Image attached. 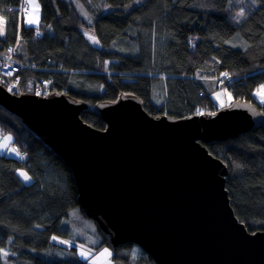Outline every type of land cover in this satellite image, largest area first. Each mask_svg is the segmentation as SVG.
<instances>
[{"label": "trees", "instance_id": "trees-1", "mask_svg": "<svg viewBox=\"0 0 264 264\" xmlns=\"http://www.w3.org/2000/svg\"><path fill=\"white\" fill-rule=\"evenodd\" d=\"M38 2L39 24L25 28L20 0H0V55L17 42L12 58L18 65L3 80L16 82V91L36 93L40 87L41 95L68 93L88 103L81 118L103 128L93 104L115 100L121 92L137 95L150 114L213 112L218 108L205 82L226 72L233 81H211L214 87L221 85L233 100L264 112V0ZM105 5L110 6L106 11ZM82 28H90L100 46ZM141 34L149 43L152 36L153 47H143ZM125 40L134 48H115ZM0 130L11 135L21 153L19 158L0 153V264H88L61 226L70 210L80 209L69 166L1 106ZM206 147L227 166L226 189L236 217L251 232L263 230L264 127ZM17 168L30 174V183L21 180ZM94 223L92 246L95 251L108 246L114 264H154L136 244L113 246ZM53 235L66 237L69 246L53 241ZM135 250L144 257L137 258Z\"/></svg>", "mask_w": 264, "mask_h": 264}, {"label": "water", "instance_id": "water-1", "mask_svg": "<svg viewBox=\"0 0 264 264\" xmlns=\"http://www.w3.org/2000/svg\"><path fill=\"white\" fill-rule=\"evenodd\" d=\"M0 106L69 166L82 214L113 246L138 245L154 264H264V229L249 231L226 189L228 169L206 145L264 127V112L233 100L210 113L150 114L132 93L88 103L62 91L14 94Z\"/></svg>", "mask_w": 264, "mask_h": 264}, {"label": "rangeland", "instance_id": "rangeland-1", "mask_svg": "<svg viewBox=\"0 0 264 264\" xmlns=\"http://www.w3.org/2000/svg\"><path fill=\"white\" fill-rule=\"evenodd\" d=\"M25 1L27 2L29 8L23 16V22L24 24H26L28 21H33L32 26H37L39 24L41 14L39 2L38 0ZM139 1L140 0H136V3H138ZM109 8V5H105V11ZM101 9H104L103 4L101 6ZM2 26L3 19L0 17V29L2 28ZM82 31L93 45L100 46L98 38L90 28H82ZM148 38L149 37H146L144 34H141V42L143 43V47H145V43L149 44V47H153L154 42L152 36L150 37V43L148 42ZM116 47H118L119 49H132L134 48V45L131 41L125 40L122 44L115 45V48ZM205 85L218 109L226 107L233 102L232 94L227 88L222 87L221 85L220 87L216 88L211 81H206ZM9 137H11L10 134L0 130V153H4L13 158H19L21 156V153L12 144V140L6 139ZM16 153H19V155H17ZM17 173L24 183L31 182V176L25 169L17 168ZM21 173H26L29 177V180L25 181ZM61 226L65 229H68L70 231V236L72 238H75L73 242L79 246V248L77 249V254L79 257L86 258L88 264H114L112 260V251L108 246L103 245L97 251H95L96 249L92 246L95 242V239L92 235L93 233L91 232L96 233L97 227L95 223L91 221V219H87V217H84L80 209L70 210L68 213V218H65L62 221ZM77 238L82 240H78ZM51 239L61 245L69 246V244L64 241V239L66 240V237L53 235ZM135 254L137 258L144 257V255L139 250H135Z\"/></svg>", "mask_w": 264, "mask_h": 264}, {"label": "built area", "instance_id": "built-area-1", "mask_svg": "<svg viewBox=\"0 0 264 264\" xmlns=\"http://www.w3.org/2000/svg\"><path fill=\"white\" fill-rule=\"evenodd\" d=\"M28 4L25 0H21L20 4H19V16L23 17L24 14L27 12L28 10ZM18 70V65L15 64L13 61H10L6 58L4 59H0V78L4 75H6L7 77H12ZM214 79L218 82V83H224V82H232L233 78L229 76L228 73L224 72L223 74H221L220 76H216L214 77Z\"/></svg>", "mask_w": 264, "mask_h": 264}, {"label": "bare ground", "instance_id": "bare-ground-1", "mask_svg": "<svg viewBox=\"0 0 264 264\" xmlns=\"http://www.w3.org/2000/svg\"><path fill=\"white\" fill-rule=\"evenodd\" d=\"M16 45H17V42H15L14 44H12V46H10V49H9V53L8 54H6V55H4V54H2V55H0V59H4V58H6V59H8V60H10V61H13L14 62V59L12 58V55L14 54V52H15V48H16ZM4 76H6V75H4ZM7 78H9V77H3L2 79H1V86H3L8 92H10V93H14V94H20V93H22V92H28V91H16V85H17V83L16 82H12V83H10L9 82V80H8V82H4V80L3 79H7ZM211 81L212 82H214V83H216L217 85L219 84L215 79H214V77H211ZM35 91H36V93L35 94H38L39 93V91H40V87H36V89H35ZM29 93H32V92H29ZM122 93V92H121ZM123 93H131V92H123ZM132 94H134V93H132ZM135 95V94H134ZM135 96H137V95H135ZM138 97V96H137ZM139 98V97H138ZM140 99V98H139ZM141 100V99H140ZM141 102H142V100H141ZM142 104H143V102H142ZM94 105V104H93ZM2 107V106H1ZM3 109H5L4 107H2ZM143 108H144V106H143ZM145 109V108H144ZM6 110V109H5ZM146 110V109H145ZM7 111V110H6ZM147 111V110H146ZM9 112V111H8ZM199 114H203V113H199ZM196 115V114H195ZM17 118V117H16ZM72 172V171H71ZM73 176V175H72ZM100 229V228H99ZM94 237V236H93ZM95 239V238H94Z\"/></svg>", "mask_w": 264, "mask_h": 264}, {"label": "snow or ice", "instance_id": "snow-or-ice-1", "mask_svg": "<svg viewBox=\"0 0 264 264\" xmlns=\"http://www.w3.org/2000/svg\"><path fill=\"white\" fill-rule=\"evenodd\" d=\"M238 15L243 16V15H244L243 10H241V12H240ZM32 24H33V21H28V22L24 25V27H25V28H30V27L32 26ZM93 39H94V38H93ZM38 94H39V93H38ZM6 139L10 140L11 138L9 137V138H6ZM16 154L19 155V153H16ZM21 175H23L25 181H28V180H29V177L27 176L26 173H21Z\"/></svg>", "mask_w": 264, "mask_h": 264}, {"label": "clouds", "instance_id": "clouds-1", "mask_svg": "<svg viewBox=\"0 0 264 264\" xmlns=\"http://www.w3.org/2000/svg\"><path fill=\"white\" fill-rule=\"evenodd\" d=\"M21 1V0H20ZM19 14V13H18ZM20 17V16H19ZM20 18H23V17H20ZM40 94V93H39ZM41 95V94H40Z\"/></svg>", "mask_w": 264, "mask_h": 264}, {"label": "crops", "instance_id": "crops-1", "mask_svg": "<svg viewBox=\"0 0 264 264\" xmlns=\"http://www.w3.org/2000/svg\"><path fill=\"white\" fill-rule=\"evenodd\" d=\"M11 138V137H10ZM11 140V139H10Z\"/></svg>", "mask_w": 264, "mask_h": 264}]
</instances>
